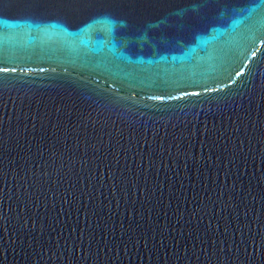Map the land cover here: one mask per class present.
<instances>
[{
  "label": "water",
  "instance_id": "water-1",
  "mask_svg": "<svg viewBox=\"0 0 264 264\" xmlns=\"http://www.w3.org/2000/svg\"><path fill=\"white\" fill-rule=\"evenodd\" d=\"M0 264H264V0H0Z\"/></svg>",
  "mask_w": 264,
  "mask_h": 264
},
{
  "label": "snow or ice",
  "instance_id": "snow-or-ice-1",
  "mask_svg": "<svg viewBox=\"0 0 264 264\" xmlns=\"http://www.w3.org/2000/svg\"><path fill=\"white\" fill-rule=\"evenodd\" d=\"M0 70H3V69H0Z\"/></svg>",
  "mask_w": 264,
  "mask_h": 264
}]
</instances>
